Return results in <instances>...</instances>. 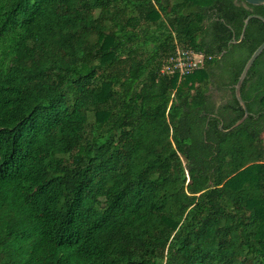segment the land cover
<instances>
[{"label":"trees","instance_id":"1","mask_svg":"<svg viewBox=\"0 0 264 264\" xmlns=\"http://www.w3.org/2000/svg\"><path fill=\"white\" fill-rule=\"evenodd\" d=\"M251 14L0 0V264H264V49L229 129L264 40L257 17L239 40ZM176 46L203 66L161 73Z\"/></svg>","mask_w":264,"mask_h":264},{"label":"built area","instance_id":"2","mask_svg":"<svg viewBox=\"0 0 264 264\" xmlns=\"http://www.w3.org/2000/svg\"><path fill=\"white\" fill-rule=\"evenodd\" d=\"M206 58L202 51L176 46L164 61L160 72L182 76L202 67Z\"/></svg>","mask_w":264,"mask_h":264},{"label":"water","instance_id":"3","mask_svg":"<svg viewBox=\"0 0 264 264\" xmlns=\"http://www.w3.org/2000/svg\"><path fill=\"white\" fill-rule=\"evenodd\" d=\"M246 3L248 4H252V5H264V0H244ZM252 17H257L259 19H261L264 22V18L260 15H248L243 22V26H242V30H241V34L239 37V40L243 37L246 26L248 24V21L250 18ZM233 42H237L236 40H233ZM264 49V40L255 48V50L251 53V55L249 56V58L247 59V61L245 62L242 71L240 72L237 82L234 85V94L236 99L238 100L239 104L241 105L244 113L242 115L241 118H239L229 129L239 125L248 115V110L246 108L245 102L241 97L240 94V88L242 85L243 80L245 79L247 72L249 70V68L252 66L253 62L255 61V59L259 56V54L263 51Z\"/></svg>","mask_w":264,"mask_h":264},{"label":"rangeland","instance_id":"4","mask_svg":"<svg viewBox=\"0 0 264 264\" xmlns=\"http://www.w3.org/2000/svg\"><path fill=\"white\" fill-rule=\"evenodd\" d=\"M213 98L217 101H220L219 96L215 92H213Z\"/></svg>","mask_w":264,"mask_h":264}]
</instances>
